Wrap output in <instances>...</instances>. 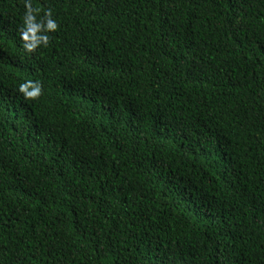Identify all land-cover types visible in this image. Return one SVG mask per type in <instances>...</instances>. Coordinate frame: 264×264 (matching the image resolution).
Returning <instances> with one entry per match:
<instances>
[{
	"label": "trees",
	"instance_id": "16d2710c",
	"mask_svg": "<svg viewBox=\"0 0 264 264\" xmlns=\"http://www.w3.org/2000/svg\"><path fill=\"white\" fill-rule=\"evenodd\" d=\"M0 264H264V0H0Z\"/></svg>",
	"mask_w": 264,
	"mask_h": 264
},
{
	"label": "clouds",
	"instance_id": "9594fccd",
	"mask_svg": "<svg viewBox=\"0 0 264 264\" xmlns=\"http://www.w3.org/2000/svg\"><path fill=\"white\" fill-rule=\"evenodd\" d=\"M26 8H27V11L23 17L25 28L21 31V36L24 40L31 39L33 41V43L26 45V47L31 50L35 46V35L34 34L37 31L38 26L33 23L34 17L32 13L33 11H35V9H33L31 5L28 4L27 2H26ZM47 27L49 29H55L57 25L54 21L48 20ZM40 39L46 40L47 38L40 37ZM39 91H40L39 86H37L31 92H27L26 95L29 97H34L39 94Z\"/></svg>",
	"mask_w": 264,
	"mask_h": 264
}]
</instances>
